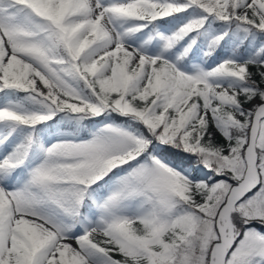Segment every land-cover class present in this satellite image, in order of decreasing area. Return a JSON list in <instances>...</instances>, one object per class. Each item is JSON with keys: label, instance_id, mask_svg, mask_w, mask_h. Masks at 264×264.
Segmentation results:
<instances>
[{"label": "snow or ice", "instance_id": "obj_1", "mask_svg": "<svg viewBox=\"0 0 264 264\" xmlns=\"http://www.w3.org/2000/svg\"><path fill=\"white\" fill-rule=\"evenodd\" d=\"M0 264H264V0H0Z\"/></svg>", "mask_w": 264, "mask_h": 264}]
</instances>
